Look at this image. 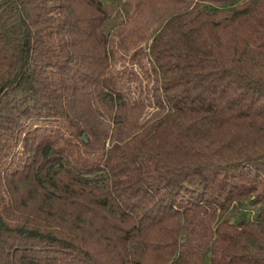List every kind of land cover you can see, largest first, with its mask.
<instances>
[{
    "label": "trees",
    "instance_id": "obj_1",
    "mask_svg": "<svg viewBox=\"0 0 264 264\" xmlns=\"http://www.w3.org/2000/svg\"><path fill=\"white\" fill-rule=\"evenodd\" d=\"M0 264H264V0H0Z\"/></svg>",
    "mask_w": 264,
    "mask_h": 264
},
{
    "label": "water",
    "instance_id": "obj_2",
    "mask_svg": "<svg viewBox=\"0 0 264 264\" xmlns=\"http://www.w3.org/2000/svg\"><path fill=\"white\" fill-rule=\"evenodd\" d=\"M83 138L86 139V135H84Z\"/></svg>",
    "mask_w": 264,
    "mask_h": 264
}]
</instances>
